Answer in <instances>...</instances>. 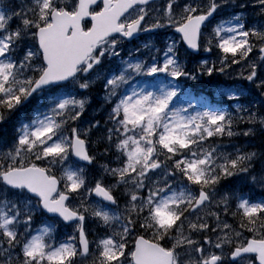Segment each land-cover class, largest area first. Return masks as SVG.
Segmentation results:
<instances>
[{
	"label": "snow or ice",
	"instance_id": "1",
	"mask_svg": "<svg viewBox=\"0 0 264 264\" xmlns=\"http://www.w3.org/2000/svg\"><path fill=\"white\" fill-rule=\"evenodd\" d=\"M0 264H264V0H0Z\"/></svg>",
	"mask_w": 264,
	"mask_h": 264
},
{
	"label": "rangeland",
	"instance_id": "2",
	"mask_svg": "<svg viewBox=\"0 0 264 264\" xmlns=\"http://www.w3.org/2000/svg\"><path fill=\"white\" fill-rule=\"evenodd\" d=\"M162 55V53H161ZM230 82V81H229ZM216 87V83L211 85L208 89H210L209 91L211 92V96H212V99H214L215 102H217V100L219 99V97H217L215 94H214V89Z\"/></svg>",
	"mask_w": 264,
	"mask_h": 264
},
{
	"label": "trees",
	"instance_id": "3",
	"mask_svg": "<svg viewBox=\"0 0 264 264\" xmlns=\"http://www.w3.org/2000/svg\"><path fill=\"white\" fill-rule=\"evenodd\" d=\"M204 87H206V86H204Z\"/></svg>",
	"mask_w": 264,
	"mask_h": 264
}]
</instances>
